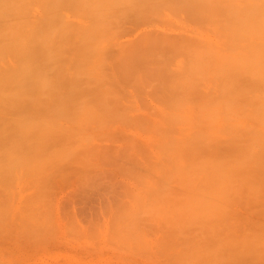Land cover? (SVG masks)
<instances>
[{"label":"rangeland","instance_id":"rangeland-1","mask_svg":"<svg viewBox=\"0 0 264 264\" xmlns=\"http://www.w3.org/2000/svg\"><path fill=\"white\" fill-rule=\"evenodd\" d=\"M238 8L0 0V264H264V38L239 44Z\"/></svg>","mask_w":264,"mask_h":264},{"label":"bare ground","instance_id":"bare-ground-1","mask_svg":"<svg viewBox=\"0 0 264 264\" xmlns=\"http://www.w3.org/2000/svg\"><path fill=\"white\" fill-rule=\"evenodd\" d=\"M3 1V0H2ZM62 1V0H61ZM66 1H70V0H66ZM73 1V0H72ZM65 2V1H64ZM203 2H205V1H203ZM203 2H200V3H203ZM207 2V1H206ZM208 2H209V0H208ZM1 3H3V2H1ZM193 4V3H192ZM195 4H197V3H195ZM194 4V5H195ZM207 5V4H206ZM206 5H204L202 8L199 6L198 8V10H202V11H204L205 10V12H207V8L208 7H206ZM2 6H3V4H2ZM187 7H189V6H187ZM195 8H196V6H194ZM194 7H192V8H189L190 9V11H191V9L192 10H194L193 8ZM205 8V9H204ZM223 8V10L222 9H220V11L222 12V13H227V14H230L231 12H230V9H229V7H227V6H223L222 7ZM196 10V9H195ZM194 10V12L197 14L198 13V10H197V12ZM202 11H199V13L200 14H205V12H202ZM245 11L246 12H248V14L247 15H245ZM192 12V11H191ZM202 12V13H201ZM210 12V11H209ZM208 12V13H209ZM238 12H239V15H240V18H241V25L240 26H238V27H236L234 30H233V35H236V34H239V36H241V38H240V40L238 41L239 42V44L240 45H242V43H244L245 41H246V43H249V42H251V43H253V44H258V46L259 47H261L262 48V44H263V42L262 41H260L261 39L263 40V38H264V0H252V2H251V0H239V8H238ZM251 12V13H250ZM195 13H193L192 12V14H195ZM0 14H1V12H0ZM257 22V25H251L250 23H253V22ZM47 23V22H46ZM47 24H49V23H47ZM50 25V24H49ZM224 26H226V24H224ZM231 34V33H230ZM229 34V36L231 37H229L231 40H233V38H232V35H230ZM33 35V34H32ZM40 35V34H39ZM39 35H35V36H32V37H34V39H35V37H38ZM19 36V35H18ZM17 37V36H16ZM16 37L15 38H12V40H13V43H12V41H11V43L12 44H14V40H17V39H19V37H17V39H16ZM23 37V36H22ZM41 37H42V35H41ZM29 38V37H28ZM33 38H31V39H29L30 41L29 42H31V43H29L26 47H29L30 46V44H32V40H34ZM42 39V40H41ZM39 40H41V41H39ZM39 40L37 41V43L39 42H41V44H42V41L44 42V39L43 38H40V36H39ZM231 40H229V41H231ZM17 42V41H16ZM15 42V43H16ZM21 42H23V41H21ZM35 42V41H34ZM69 42V41H68ZM18 43H19V41L16 43V46L18 47V50H19V53H20V49L19 48H22V49H24V47H22L23 45H25V43H23V45L21 46L20 44H22V43H19V45H18ZM38 43V44H39ZM38 44H36V42H35V44H33V48L35 49V47L38 45ZM84 44V43H83ZM253 44H251L252 45V47H253ZM11 45V44H10ZM36 45V46H35ZM43 45V44H42ZM86 45V44H85ZM13 46H15V44L13 45ZM13 46H9V47H13ZM16 46H15V48H16ZM39 46H40V44H39ZM8 47V49H10ZM71 47V46H70ZM14 48V49H15ZM32 47L30 48V50L31 49H33ZM255 48H256V45H255ZM21 49V50H22ZM27 49V48H26ZM25 49V50H26ZM41 49V48H40ZM40 49H39V47L37 46L36 47V51L38 50V53L37 54H35V50H34V52L32 51H30V56L33 58V56L32 55H34V56H36L35 57V59H34V61H38V60H36L37 59V57H38V55H40L39 53H40ZM25 50H22L21 51V56H22V58L24 57L23 55L24 54H26V52H23V51H25ZM42 50V49H41ZM5 52H6V48H5V50H4ZM8 52L9 51H13V48H11L10 50H7ZM15 51V50H14ZM15 52H17V54L15 53ZM14 52V54L17 56V59H19L21 56H19V54H18V51L16 50ZM23 52V53H22ZM9 53H11V52H9ZM13 54V53H12ZM19 56V57H18ZM30 57V58H31ZM40 57V56H39ZM39 57H38V59H39ZM31 58V59H32ZM246 59V58H245ZM2 61L4 60V59H1ZM20 60H22L21 58L18 60V61H20ZM33 60V59H32ZM258 60V59H257ZM257 60L255 59V63H256V65L258 66V62H257ZM5 61V60H4ZM34 61H32L33 62V64H35L34 63ZM1 63V62H0ZM245 62H242L241 64H240V66H239V70H238V72H239V74L238 75H240L239 77L242 79V78H244V77H246V79L248 78V79H251V80H254V81H260L261 79H262V76L261 75H257V74H259L261 71H259V70H255V71H252V73H246V67H248V66H246V65H248V63H245ZM33 64H32V66H31V68H33L34 66H33ZM238 64V63H237ZM242 64H244L243 66H242ZM37 65V64H36ZM38 67V66H37ZM249 67H250V65H249ZM31 68L30 69H28L29 71L31 70ZM252 68V67H251ZM238 69V68H237ZM35 70H37V68L35 69H32V71H34L35 72ZM249 70H251L250 68H249ZM253 70V69H252ZM24 71H26L27 72V69L25 68V70ZM28 71V72H29ZM31 71V73L29 72V74H31V75H33L34 76V72H32ZM39 72V71H38ZM10 73V72H9ZM33 73V74H32ZM37 73V72H36ZM20 74V75H19ZM5 75V74H4ZM7 75V77H8V74H6ZM16 75V74H15ZM15 75H12V73H11V77H14V79H15V81L12 83H10V84H13L14 85V83L16 82V80H17V78H15ZM18 75L19 76H17L18 78L19 77H21V78H19V80L20 79H22V77L24 76L23 75V73H18ZM36 76H37V74H35ZM3 75H1V77H2ZM35 76V77H36ZM6 77V76H5ZM4 77V78H5ZM6 77V78H7ZM10 77V78H11ZM34 77V78H35ZM3 78V77H2ZM3 78V79H4ZM25 78H27L26 76H25ZM25 78H23V80L25 81H27V80H31V79H25ZM37 78V77H36ZM40 78V77H39ZM2 79V80H3ZM7 79H9V78H7ZM7 79H6V81H7ZM61 79V78H60ZM10 81H11V79H10ZM21 81V80H20ZM26 81H25V83H26ZM33 80H31L30 82H32ZM4 82V81H3ZM61 82V81H60ZM5 83H7V82H5ZM9 83V82H8ZM17 83H19L18 81L16 82V84ZM21 83H23V82H21ZM2 84V83H1ZM9 84V85H10ZM16 84H15V86H16ZM9 85H8V88H9ZM19 85V84H18ZM5 86V85H4ZM11 86V85H10ZM14 87V86H13ZM20 87V86H19ZM19 87H16L17 88V90L19 89L20 90V88ZM11 88V87H10ZM16 88H14V89H16ZM12 90V89H11ZM17 90H15V91H17ZM14 91V92H15ZM3 92H4V90H3ZM6 92V91H5ZM4 94H6V93H4ZM8 94H9V91H8ZM14 94V93H13ZM17 94H18V92H17ZM19 94H20V91H19ZM23 95V94H22ZM20 96V95H19Z\"/></svg>","mask_w":264,"mask_h":264}]
</instances>
